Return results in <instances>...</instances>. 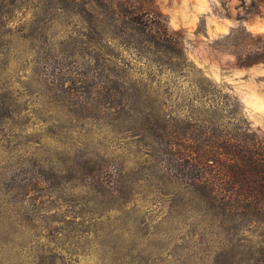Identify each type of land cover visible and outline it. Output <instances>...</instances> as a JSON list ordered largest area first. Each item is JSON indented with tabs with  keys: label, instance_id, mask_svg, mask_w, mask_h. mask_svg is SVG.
I'll return each mask as SVG.
<instances>
[{
	"label": "rangeland",
	"instance_id": "1",
	"mask_svg": "<svg viewBox=\"0 0 264 264\" xmlns=\"http://www.w3.org/2000/svg\"><path fill=\"white\" fill-rule=\"evenodd\" d=\"M118 1L0 0V264H264V217L205 210L147 126L264 136V63L215 43L264 8L154 0L173 54Z\"/></svg>",
	"mask_w": 264,
	"mask_h": 264
},
{
	"label": "trees",
	"instance_id": "2",
	"mask_svg": "<svg viewBox=\"0 0 264 264\" xmlns=\"http://www.w3.org/2000/svg\"><path fill=\"white\" fill-rule=\"evenodd\" d=\"M250 5L261 11L264 0H251ZM117 8L129 23L150 30L158 45L173 54L180 52L179 37L169 33L154 0H119ZM215 43L218 50L235 56L238 67L264 63V33L240 25ZM176 66L189 67L190 63ZM147 126L153 136L149 154L161 156L166 169L178 173L205 210L227 221L264 217V136L249 127L229 131L213 119L189 120L185 132L168 122L157 130Z\"/></svg>",
	"mask_w": 264,
	"mask_h": 264
}]
</instances>
